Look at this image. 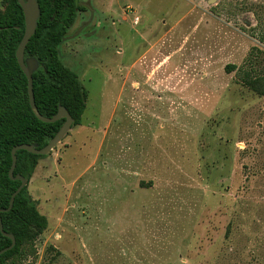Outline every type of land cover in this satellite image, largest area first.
<instances>
[{
    "label": "rangeland",
    "instance_id": "rangeland-1",
    "mask_svg": "<svg viewBox=\"0 0 264 264\" xmlns=\"http://www.w3.org/2000/svg\"><path fill=\"white\" fill-rule=\"evenodd\" d=\"M80 4L59 57L85 112L27 181L47 227L3 264H264V94L239 75L264 77V0Z\"/></svg>",
    "mask_w": 264,
    "mask_h": 264
},
{
    "label": "trees",
    "instance_id": "trees-1",
    "mask_svg": "<svg viewBox=\"0 0 264 264\" xmlns=\"http://www.w3.org/2000/svg\"><path fill=\"white\" fill-rule=\"evenodd\" d=\"M5 13L0 14V218L4 231L16 239V245L0 255L3 264L17 253L24 244L27 233L33 228L47 227V218L39 213L31 201L27 186L15 198L11 211H7L13 194L21 181L9 177L12 167V150L20 145L44 148L61 130L65 119L56 123L40 121L32 111L28 80L21 70L16 52L25 34V17L18 0H8ZM40 16L35 34L25 51V59H34L38 68L33 72L34 94L40 114L52 118L60 107L65 108L74 119L73 127L81 124L86 108L87 92L78 75L67 67L59 57V47L69 30L76 23L79 13L86 9L80 0H37ZM262 42V40H261ZM261 51L260 49H256ZM254 56L249 62L254 63ZM234 66L227 67V70ZM239 69L244 86L264 94L262 76H252L251 70ZM244 76H242V74ZM45 156L27 151L17 152L15 176L30 181L38 161ZM12 240L0 231V252L9 248Z\"/></svg>",
    "mask_w": 264,
    "mask_h": 264
},
{
    "label": "water",
    "instance_id": "water-1",
    "mask_svg": "<svg viewBox=\"0 0 264 264\" xmlns=\"http://www.w3.org/2000/svg\"><path fill=\"white\" fill-rule=\"evenodd\" d=\"M215 0H211V2H214ZM20 6L23 9L24 17H25V34L23 36V39L18 47V50L16 52V58L18 61V64L25 74L27 80H28V92H29V100L30 105L32 108L33 113L35 116L44 123H56L62 119H65V122L61 128V130L58 132V134L51 139V141L42 149H37L35 146L32 145H20L16 146L12 150V167L9 172V177L13 181H21V186L18 188V190L13 194L9 208L7 211H11L14 206L15 198L21 193V191L27 186V179L23 176H15V169L17 165V152L20 150L27 151L33 155L38 156H46L48 155L52 150H54L61 141L68 135V133L73 128L74 119L70 115V113L63 107H60L59 112L57 115H55L52 118H46L42 116L37 108L36 100H35V94H34V85H33V72L36 70V68L32 65V63L28 62V59H25V51L27 48V45L30 42V39L36 32L37 28V22L40 16V10L37 0H18ZM34 60V59H33ZM35 61V60H34ZM32 65V66H31ZM34 67V68H33ZM0 231L5 237H8L12 240V245L1 251L0 255L4 252H7L8 250H11L16 245V239L13 235L8 234L4 231L3 223L0 218Z\"/></svg>",
    "mask_w": 264,
    "mask_h": 264
},
{
    "label": "crops",
    "instance_id": "crops-1",
    "mask_svg": "<svg viewBox=\"0 0 264 264\" xmlns=\"http://www.w3.org/2000/svg\"><path fill=\"white\" fill-rule=\"evenodd\" d=\"M138 20V19H137ZM74 26V25H73Z\"/></svg>",
    "mask_w": 264,
    "mask_h": 264
}]
</instances>
